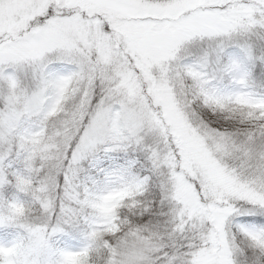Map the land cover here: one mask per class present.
<instances>
[{
	"label": "snow or ice",
	"instance_id": "1",
	"mask_svg": "<svg viewBox=\"0 0 264 264\" xmlns=\"http://www.w3.org/2000/svg\"><path fill=\"white\" fill-rule=\"evenodd\" d=\"M0 264H264V0H0Z\"/></svg>",
	"mask_w": 264,
	"mask_h": 264
}]
</instances>
